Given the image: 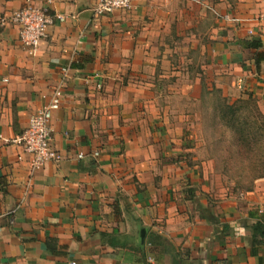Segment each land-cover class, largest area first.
Masks as SVG:
<instances>
[{
    "label": "crops",
    "instance_id": "1",
    "mask_svg": "<svg viewBox=\"0 0 264 264\" xmlns=\"http://www.w3.org/2000/svg\"><path fill=\"white\" fill-rule=\"evenodd\" d=\"M96 1L0 0V18L26 4L52 17L34 54L0 24V211L17 207L0 264H264V176L213 194L182 158L177 115L202 77L264 114V0H131L95 17ZM57 85L60 159L31 172L9 140Z\"/></svg>",
    "mask_w": 264,
    "mask_h": 264
},
{
    "label": "rangeland",
    "instance_id": "2",
    "mask_svg": "<svg viewBox=\"0 0 264 264\" xmlns=\"http://www.w3.org/2000/svg\"><path fill=\"white\" fill-rule=\"evenodd\" d=\"M208 83L201 78L197 100L190 95L180 103L177 99V115L184 123L182 158L198 167L213 194L245 192L264 174V119L257 117L252 97L224 96Z\"/></svg>",
    "mask_w": 264,
    "mask_h": 264
},
{
    "label": "built area",
    "instance_id": "3",
    "mask_svg": "<svg viewBox=\"0 0 264 264\" xmlns=\"http://www.w3.org/2000/svg\"><path fill=\"white\" fill-rule=\"evenodd\" d=\"M131 0H97L92 12L95 17L104 16L114 11H127L131 9ZM60 21L65 20L63 14H56ZM258 21L264 23V11L259 14ZM52 22V17L46 8L26 4L24 7L14 10L10 15L0 18V24L12 23L19 26V38L28 50L34 54L40 41L46 35V28ZM64 92L61 85H57L47 103L43 104L29 117L28 125L21 134L15 136L9 142L21 147L23 154L28 155V164L31 172L41 168L49 161L60 159L58 151L54 148L52 128L50 125L52 112L59 108ZM22 157L20 156L19 159ZM17 207L1 212L2 216L11 217Z\"/></svg>",
    "mask_w": 264,
    "mask_h": 264
},
{
    "label": "trees",
    "instance_id": "4",
    "mask_svg": "<svg viewBox=\"0 0 264 264\" xmlns=\"http://www.w3.org/2000/svg\"><path fill=\"white\" fill-rule=\"evenodd\" d=\"M228 108L229 109H233L232 105H230ZM257 117H259L261 119H264V114L262 112H260L259 109H258ZM262 176H264V174H260L257 178L262 177ZM250 189L251 188H249L248 190H250ZM252 231H253V234H254V237H253V240H252V244H254L257 241V239H255V235H257V234H259L261 236V239H263L262 241H263V244H264V222L263 221H259L258 223H256L252 227ZM137 261L141 262V260H137ZM141 263L148 264V263H146V256H144V254H143V259H142Z\"/></svg>",
    "mask_w": 264,
    "mask_h": 264
}]
</instances>
